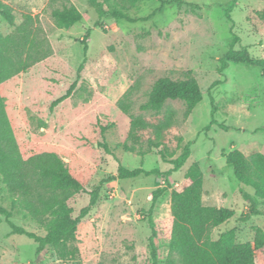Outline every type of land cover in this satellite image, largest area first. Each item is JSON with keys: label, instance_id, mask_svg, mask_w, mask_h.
Listing matches in <instances>:
<instances>
[{"label": "rangeland", "instance_id": "rangeland-1", "mask_svg": "<svg viewBox=\"0 0 264 264\" xmlns=\"http://www.w3.org/2000/svg\"><path fill=\"white\" fill-rule=\"evenodd\" d=\"M161 1L167 0L100 3L107 10L144 18ZM183 1L186 4L170 6L147 22L128 23L102 18L99 6L88 0H0V12L7 9L14 18L11 26L0 14V34L15 42L27 36L40 58L28 72L0 86L24 158L55 153L88 189L116 176L119 163L160 172L104 184L74 237L47 246L39 255L37 244L12 234L0 213V264H150L149 216L158 226L171 218V192L187 187L185 174L193 164L203 173L204 205L235 212L232 220L210 231L213 241L233 231L236 243H252L255 230L264 231V201L258 203L262 215L250 216L242 192L255 193L236 180L222 156L233 150L264 155V77L260 69L243 64L219 70L234 35L239 38L236 50L247 49L252 57L264 59V0H241L229 13L232 22L223 9L232 0ZM71 6L82 14L81 22L58 25L53 12ZM88 31L87 62L78 76L84 62L81 41ZM11 54L16 57V50ZM189 71L204 94L189 117L185 103L178 100L167 101L159 113L141 110L158 79L183 80ZM217 82L221 84L214 86ZM74 83L72 96L52 108ZM127 93L130 115L149 125L136 140L129 138L130 115L118 106ZM213 109L217 124L206 130ZM167 119L170 126L165 129ZM150 140L163 142L168 160L176 159L191 143V157L174 171L157 150L149 148ZM159 188L165 193L152 207L149 194ZM87 203V196L73 194L67 219L75 220ZM0 209L10 214L15 226L42 237L65 225L50 215L42 223L33 220L14 204L1 176ZM156 245L158 264H166L169 241L162 233ZM256 264H264V249L256 253Z\"/></svg>", "mask_w": 264, "mask_h": 264}, {"label": "trees", "instance_id": "trees-1", "mask_svg": "<svg viewBox=\"0 0 264 264\" xmlns=\"http://www.w3.org/2000/svg\"><path fill=\"white\" fill-rule=\"evenodd\" d=\"M101 0H88L96 4L100 9L102 18L124 20L128 23L147 22L165 9L173 5L186 4L183 0L161 1L160 6L150 15L144 18H132L117 10H107ZM134 5L137 0H123ZM241 0H232L226 7L224 13L228 21L232 22L230 11ZM190 6H195L190 4ZM1 16L11 25L14 18L7 9H2ZM56 23L60 26L75 25L82 20V14L75 8L64 7L62 10L53 12ZM90 31L81 41L84 51V62L78 70V76L84 71L87 62L88 44ZM239 38L234 35L231 48L220 60V72L222 73L229 64H243L261 70L264 77V59L252 57L247 49L236 50L234 46ZM15 49L17 54L13 57L11 50ZM40 62L36 46L24 36L19 42L10 37L0 34V86L12 80L16 76L28 72L33 66ZM221 84L215 83L214 86ZM76 83L72 84L66 94L52 103L56 108L69 99ZM203 92L191 71L185 74L183 80H172L164 77L158 79L153 85L146 104L141 110L159 113L167 101H182L186 105V117H189L194 109L203 101ZM129 93L125 94L118 103L120 110L130 115V106L127 102ZM210 125L217 124L213 118L214 109L211 112ZM129 138L136 140L139 133L149 128V125L141 118L130 115ZM168 119L163 128L168 129ZM224 129L226 127L221 126ZM160 137V134L158 135ZM150 149L157 150L165 163H170L174 171L182 169L190 159L192 151L191 143L184 147L182 153L176 158L168 160L166 146L161 141L148 142ZM131 152V150H128ZM223 158L229 167L234 170L236 180L251 188L255 195L242 192V198L250 205V216H260L258 203L264 201V155L253 154L246 156L240 150L229 153L223 152ZM157 169L147 171L142 167L128 169L119 163L116 176L102 180L94 189H88L78 179L73 177L63 162L55 153H42L29 158H24L21 153L14 134L11 120L7 114L4 98L0 91V176L15 205L26 212L33 220L42 223L48 215L63 219L65 225L50 230L45 236H38L22 228L15 226L9 221L10 214L3 209L0 213L7 218L12 234L25 236L37 244L36 255L41 254L47 246L53 245L67 237H74L79 225L96 206L104 184L116 180L136 179L140 176L159 175ZM185 179L187 187L179 192H171V218L159 223L161 233L169 241V258L166 264H256V253L264 249V231L260 228L255 230L252 243H236L235 233L228 231L223 233L218 240L210 238V231L222 224L232 220L235 212L228 208L206 206L203 203V173L198 164H193L186 172ZM165 193V189L159 188L149 194L152 207L155 202ZM73 194L88 197V203L80 209L77 218L69 221V209L67 203ZM152 210V208H151ZM150 210V212H151ZM248 216L243 221L247 220ZM158 223L149 216V238L150 264H158L157 240L160 238ZM67 247L63 245L64 254L67 255ZM174 256L176 258H174Z\"/></svg>", "mask_w": 264, "mask_h": 264}]
</instances>
